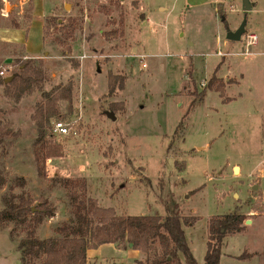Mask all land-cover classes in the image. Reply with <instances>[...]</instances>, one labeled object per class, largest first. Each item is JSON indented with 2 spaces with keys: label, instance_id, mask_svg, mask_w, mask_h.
Here are the masks:
<instances>
[{
  "label": "rangeland",
  "instance_id": "1",
  "mask_svg": "<svg viewBox=\"0 0 264 264\" xmlns=\"http://www.w3.org/2000/svg\"><path fill=\"white\" fill-rule=\"evenodd\" d=\"M203 1L0 0V37L16 44L12 61L32 58L20 53L25 37L42 46V20L29 24L33 13L42 15L46 52L33 58L46 75L39 87L14 102L0 85V131H7L0 209L11 190L34 203L46 199L54 215L36 234L52 235L72 217L58 179L84 178L86 195L116 215L185 217L198 264L209 221L239 214L241 229L222 238L219 264H264V0L249 14L245 31L258 36L249 54L226 38L227 21L236 28L244 19L243 0L190 4ZM109 73L123 89L108 91ZM213 75L221 95L206 89ZM69 87L70 103L59 100L58 116L45 126V140L61 153L36 161L31 115L46 95ZM58 120L68 135L52 133ZM24 234L12 222L0 227V264H20L15 246Z\"/></svg>",
  "mask_w": 264,
  "mask_h": 264
},
{
  "label": "trees",
  "instance_id": "2",
  "mask_svg": "<svg viewBox=\"0 0 264 264\" xmlns=\"http://www.w3.org/2000/svg\"><path fill=\"white\" fill-rule=\"evenodd\" d=\"M5 67L8 71L13 68V71L8 75H0V85L4 87L6 97L14 102H18L31 89L39 87L46 79L41 61L33 58L23 62L13 60ZM116 78L108 74V91L123 89V80H115ZM215 81L214 75L211 76L206 89H212L221 95L222 86L214 87ZM206 89L198 93V99L204 97ZM44 98V104L36 105L31 115L36 130V161L59 156L61 153L58 145L45 140V126L50 118L58 116L59 100L70 103L71 87L59 89L56 94H49ZM6 133L7 131H0V139ZM40 173L43 174L41 170ZM14 181L20 187L25 185L23 177H16ZM3 182L4 179L0 176V187ZM58 183L67 190L72 217L69 221L56 225L49 237L40 238L36 234L42 220L54 215V207L48 205L46 199L34 203L24 191L14 193L12 190L1 198L3 206L0 209V227L12 222L25 233L15 246L20 264H87L86 250L104 243L122 247L130 245L132 249L141 251L145 259L136 261L137 264H198L185 238L182 227L187 225L185 217L116 215L112 208L101 207L94 198L86 195L84 178L64 177L59 178ZM242 220L239 214L230 213L209 221V240L203 264H219L222 238L225 234L240 231ZM10 232L13 234V229ZM262 254L264 256V240Z\"/></svg>",
  "mask_w": 264,
  "mask_h": 264
},
{
  "label": "crops",
  "instance_id": "3",
  "mask_svg": "<svg viewBox=\"0 0 264 264\" xmlns=\"http://www.w3.org/2000/svg\"><path fill=\"white\" fill-rule=\"evenodd\" d=\"M211 1L214 3H216V2L221 3L222 2L220 0H204L201 3L192 2L190 4L194 5V6H199V5L207 3V2L210 3ZM248 3L251 5V8L248 11L242 10L243 16L246 19L244 31H245L247 24H248L249 14H251V12H254L257 9L258 4H259V0H248ZM141 4H142V1H141ZM142 9H143V7H142ZM214 14H217L216 7H214ZM226 14H227V16H226L225 20L227 21L229 14L228 13H226ZM37 19L39 21L42 20L41 21V25H42V35H41V45L42 46H41V48L40 47L37 48L35 45H30L29 39L26 37L24 39L23 44L19 45L21 48L20 53H23L24 55H26L28 57H32V58H41V55H44L46 53L44 51V43H43V18H42V15L40 13H33L32 17L30 18L29 24L33 23L34 21H37ZM221 20L224 23V18H221ZM143 21H145L147 23V21H149V18L145 17V15H144ZM228 24L229 23L227 21V32L228 31H231V32L235 31L238 28V26L240 25V24H238V26L236 28H231L228 26ZM140 26L136 29V31L141 30ZM27 28H28V26H26V29ZM134 39H136V41L138 43V47H139L140 44H139L138 39L135 38V36H134ZM239 40L241 41V36H240ZM239 40L238 41H231V40L227 39V41L230 42L231 44H233L235 42H239ZM257 43H258V36H257V42L255 45H257ZM12 45L15 46L16 44L13 42L10 43L5 38L0 37V60L2 63H4V65H9L12 62V59L14 57H16V54L10 52V50H9V48H11ZM4 60H5V62H4ZM37 230L38 229H36V231ZM263 232H264V222H263ZM49 236H51V234H49V235L47 234V235H43V236L39 235L38 237L45 238V237H49ZM86 258H87V264H135L136 261H143L144 253H142L139 250L132 249L130 245H127L126 247H122L121 245H117V244H113V243H104V244H101L95 248H88L86 250ZM18 260H19V255H18Z\"/></svg>",
  "mask_w": 264,
  "mask_h": 264
},
{
  "label": "built area",
  "instance_id": "4",
  "mask_svg": "<svg viewBox=\"0 0 264 264\" xmlns=\"http://www.w3.org/2000/svg\"><path fill=\"white\" fill-rule=\"evenodd\" d=\"M241 41L244 45V54L250 53V48L256 44L257 42V36L253 32H246L244 31L241 35ZM144 66V65H143ZM6 69L0 71V75H3ZM203 84V83H201ZM52 133L58 135V136H65L69 134V128L68 126L62 122V121H54L51 126Z\"/></svg>",
  "mask_w": 264,
  "mask_h": 264
},
{
  "label": "water",
  "instance_id": "5",
  "mask_svg": "<svg viewBox=\"0 0 264 264\" xmlns=\"http://www.w3.org/2000/svg\"><path fill=\"white\" fill-rule=\"evenodd\" d=\"M65 8H67V4H65L64 6ZM251 8V5L248 3V0H243V6H242V10L243 11H248L249 9ZM246 24V19L244 18L242 20V22L240 23V25L238 26V28L231 32V31H228L227 34H226V38L228 40H231V41H238L240 39V36L242 35V33L244 32V26ZM110 115V114H109ZM111 118H113L112 115H110ZM235 171L238 170V167H234ZM255 188V186H254ZM247 223L249 221H246Z\"/></svg>",
  "mask_w": 264,
  "mask_h": 264
}]
</instances>
